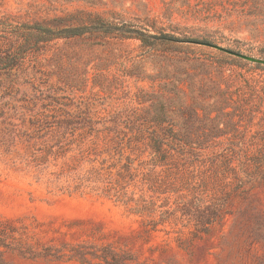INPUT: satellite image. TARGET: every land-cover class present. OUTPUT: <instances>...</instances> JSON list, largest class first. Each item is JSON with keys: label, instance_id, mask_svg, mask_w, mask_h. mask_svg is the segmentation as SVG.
Wrapping results in <instances>:
<instances>
[{"label": "rangeland", "instance_id": "obj_1", "mask_svg": "<svg viewBox=\"0 0 264 264\" xmlns=\"http://www.w3.org/2000/svg\"><path fill=\"white\" fill-rule=\"evenodd\" d=\"M164 36L264 58V0H0V264H264V182L212 166L264 155V65Z\"/></svg>", "mask_w": 264, "mask_h": 264}, {"label": "trees", "instance_id": "obj_2", "mask_svg": "<svg viewBox=\"0 0 264 264\" xmlns=\"http://www.w3.org/2000/svg\"><path fill=\"white\" fill-rule=\"evenodd\" d=\"M102 27H105L104 32L107 34L112 33H121V35H135L138 37L143 44H148L147 38L150 37L152 39H155L158 36L155 35H146L143 33H140L138 31H131L127 28L126 25L121 26H115V28H106L109 27V25ZM96 28V27H95ZM94 27L89 28L87 25H77V26H67L62 28H38L40 32L42 33H50L49 40L51 39H59V38H73L78 37L86 34L88 31H93L95 29ZM116 31V32H114ZM163 42L167 43H179V42H192V43H204V44H211L206 41H199L193 38H172L168 36H164L162 39ZM149 45H155L153 43H150ZM18 57V58H17ZM24 56L19 54L18 56L14 53H11L5 57H0V77L3 74V71H11L14 69V67L19 63V61H22ZM161 129V130H160ZM156 134H153V137H151V140L148 142V146L151 149V152L155 154L157 158L164 157L165 159L169 156L173 155L174 151H178V145H182V148H184L185 145L183 144H171V142H167L164 140V137H162V130L164 129V126H161ZM147 129L144 127L139 128V135L143 137L145 135V131ZM143 141H145V137H143ZM221 157H212V166L215 169V175L216 177H219V175H223L224 177L227 176V173L232 172L236 178H240V181L242 182V179H246L244 177L247 176L248 179H253V182H264V155L255 156L254 158L252 156L245 157L241 159H236L228 154L223 155V153L220 155ZM250 168H254L253 170H250ZM261 177V178H260ZM260 178V179H257ZM249 181V180H248ZM209 209V214H205L206 212L202 210L201 215L199 216L198 220L201 222L211 223L214 220V217L221 215V208L220 206L216 205L212 209ZM141 211V210H140ZM1 255V251H0ZM1 260V258H0Z\"/></svg>", "mask_w": 264, "mask_h": 264}, {"label": "water", "instance_id": "obj_3", "mask_svg": "<svg viewBox=\"0 0 264 264\" xmlns=\"http://www.w3.org/2000/svg\"><path fill=\"white\" fill-rule=\"evenodd\" d=\"M208 45H211L221 51H225L231 55H235L239 58H242L244 60H248L250 62H253V63H257V64H262L264 65V58L262 57H256V56H252V55H248V54H244V53H241V52H238V51H234V50H231L229 48H226V47H223V46H220V45H216V44H208Z\"/></svg>", "mask_w": 264, "mask_h": 264}]
</instances>
